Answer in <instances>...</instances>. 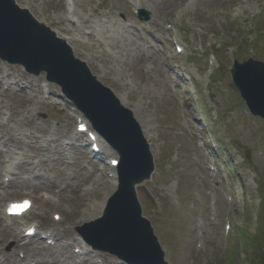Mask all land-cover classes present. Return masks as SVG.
<instances>
[{"label": "rangeland", "instance_id": "374dc122", "mask_svg": "<svg viewBox=\"0 0 264 264\" xmlns=\"http://www.w3.org/2000/svg\"><path fill=\"white\" fill-rule=\"evenodd\" d=\"M141 1L132 11L127 0H77L75 29L63 19L69 0H15L66 38L74 56L141 125L155 171L136 191L167 264H227L235 231L253 236L264 222V125L249 113L229 74L233 60L264 63V0H187L167 10L163 0ZM140 52L145 57L138 58ZM0 99V152H23L27 165L16 169L15 177L30 180L5 193L0 187V264H14L13 259L64 264L61 247L26 240L18 249L3 232L13 225L1 220L2 207L30 198L32 213L10 224L58 231L65 244L70 229L77 235L75 226L100 215L74 225L70 221L85 210L95 214L93 201L105 203L113 193L107 177L110 156L93 158L86 137L73 134L72 105L59 98L44 74L28 76L21 67L0 61ZM11 135L21 138V145L8 142ZM4 162L1 155L0 182ZM70 187H77V195ZM45 191L52 194L47 201ZM53 213L62 222L54 224ZM243 252L233 254V264H250ZM100 255L105 264H123L105 252Z\"/></svg>", "mask_w": 264, "mask_h": 264}, {"label": "water", "instance_id": "95a60500", "mask_svg": "<svg viewBox=\"0 0 264 264\" xmlns=\"http://www.w3.org/2000/svg\"><path fill=\"white\" fill-rule=\"evenodd\" d=\"M0 58L20 64L35 75L45 72L119 156L118 190L110 198L104 216L92 224L105 236L88 241L128 264H165L136 198L135 186L149 179L154 165L132 113L73 58L64 42L13 0H0ZM231 74L250 112L264 120V65L252 60L236 63Z\"/></svg>", "mask_w": 264, "mask_h": 264}, {"label": "bare ground", "instance_id": "6f19581e", "mask_svg": "<svg viewBox=\"0 0 264 264\" xmlns=\"http://www.w3.org/2000/svg\"><path fill=\"white\" fill-rule=\"evenodd\" d=\"M70 10L67 11V13L64 15L63 19L64 21H66L67 23H70V26L74 27L75 29H77V25H76V20H74L75 16H76V12L73 8V6L77 5V0H70ZM187 0H163V7L164 9H169L175 6H179L182 5L183 3H185ZM197 1V0H196ZM214 1V0H211ZM147 2L149 3V1L147 0ZM133 9L142 6V1L141 0H130L128 3ZM127 5V4H126ZM156 22V21H155ZM59 38H61L62 40L66 41V38L62 37L59 35ZM152 42H157V39L152 38L151 39ZM145 57L143 53H139L138 58H142ZM12 142H14L11 138V136L8 137ZM108 151L109 155H112L110 152V148L103 142V141H99ZM16 143V142H14ZM101 154L104 155V151L101 152ZM6 160H5V165L2 168V172L4 173V177H8V174L12 173L14 174V169L16 166L20 167V160H19V155L18 153L14 152V151H9L6 156H5ZM114 158H111L110 160H113ZM111 177L112 183H114L115 181V176L114 173H111L109 175ZM10 184V181L8 182V185ZM70 192L73 193L74 195H77V187H70ZM151 195V194H150ZM103 202L101 201L98 203V205H96L97 208L101 209L103 206ZM3 215V219L5 221H8L9 218H7L4 214V211L2 212ZM94 214L87 212V210H85V214L83 216H81L80 218H77L75 220V223L79 222L80 220H86L89 219L91 217H93ZM23 217V216H22ZM72 223H74V219L72 220ZM31 225H29L28 227L25 228V230L23 231V233L30 227ZM5 234L8 236L13 237L16 240V245L17 248H21L22 245L20 244V242H22L24 240V237H20V236H16L15 232H10V231H5ZM55 236V234L53 235ZM68 237L70 238V245H74L73 248L77 249L78 252L76 255H70L68 256V259L70 258V261H72L73 264L74 263V259L76 260L79 257V254H84V250H85V246L86 244L84 243V241H82L81 239H75L73 233L70 231V235H68ZM52 237H49L48 239H50ZM58 241L60 244L61 239L56 240ZM95 257L97 258H101V262H106V259L104 258V256L99 255V254H95ZM19 262H17L16 260H14V264H18ZM67 264V263H66Z\"/></svg>", "mask_w": 264, "mask_h": 264}, {"label": "trees", "instance_id": "16d2710c", "mask_svg": "<svg viewBox=\"0 0 264 264\" xmlns=\"http://www.w3.org/2000/svg\"><path fill=\"white\" fill-rule=\"evenodd\" d=\"M246 237L238 235L237 241L241 243V247H243L244 251H249L250 255L247 258L250 264H264V238L258 240H249L250 243H242Z\"/></svg>", "mask_w": 264, "mask_h": 264}]
</instances>
